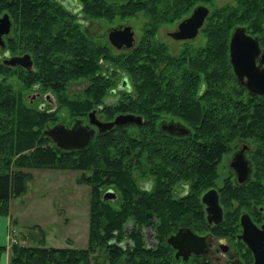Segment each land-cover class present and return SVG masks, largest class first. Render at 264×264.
<instances>
[{
	"label": "trees",
	"instance_id": "obj_1",
	"mask_svg": "<svg viewBox=\"0 0 264 264\" xmlns=\"http://www.w3.org/2000/svg\"><path fill=\"white\" fill-rule=\"evenodd\" d=\"M75 1L77 10L61 0H0L10 19L0 48V214L22 191L29 168L73 169L90 188L84 247L46 245L40 235L37 244L11 243L7 264H168L166 233L177 224L203 226L199 195L221 177L218 165L233 142L251 138L264 167V95L249 92L228 59L234 26L264 47V0ZM198 3L208 6L198 38L182 39L172 52L158 27L174 25ZM136 13L145 20L129 47L113 52L107 38L87 31L88 21L109 25ZM23 52L27 69L2 61ZM103 62L116 68L105 71ZM77 79L84 84L70 95ZM42 92L54 109L43 106ZM60 106L72 121L93 109L101 119L129 112L141 122L114 124L83 147L65 149L43 133L61 120ZM165 120L187 131L168 132L160 126ZM225 179L218 188L223 203L231 195ZM143 180L149 188L139 185ZM178 185L186 186L181 196ZM105 187L114 197L101 198ZM146 226L155 244L144 241Z\"/></svg>",
	"mask_w": 264,
	"mask_h": 264
},
{
	"label": "flooded vegetation",
	"instance_id": "obj_2",
	"mask_svg": "<svg viewBox=\"0 0 264 264\" xmlns=\"http://www.w3.org/2000/svg\"><path fill=\"white\" fill-rule=\"evenodd\" d=\"M94 112L97 117L95 110ZM80 122L86 123L87 116ZM256 148V143L251 141V138L237 139L233 142L232 147L222 158L219 169L221 177L226 176L225 181L231 193L224 201L225 205L219 198L221 177L214 186L208 187L214 188L217 194V202L221 209L220 218L216 222L206 219L205 204L200 200L202 191L199 202L204 224L201 228L177 224L175 229L166 233L164 242L171 255L168 264H264V167H260L256 159L258 154ZM139 185L147 189L150 187V181H140ZM181 186L179 191H174L179 196L186 191V186ZM244 188L247 189L246 192ZM224 213L228 219L222 223ZM240 217L244 225L240 222ZM220 224H224L222 227L224 233L217 232ZM178 228H188L192 233L203 237L196 242L197 253L177 250L166 241ZM143 238L147 244H155L153 233L148 226L143 230Z\"/></svg>",
	"mask_w": 264,
	"mask_h": 264
},
{
	"label": "water",
	"instance_id": "obj_3",
	"mask_svg": "<svg viewBox=\"0 0 264 264\" xmlns=\"http://www.w3.org/2000/svg\"><path fill=\"white\" fill-rule=\"evenodd\" d=\"M66 7L71 10H77L79 5L75 0H61ZM208 12V7L204 4H195L188 14L179 19L173 29L168 31V35L173 39H190L193 38L198 28L202 25L203 19ZM10 19L7 13H0V48H3V36L9 31ZM108 42L117 48L129 47L133 41V30L127 24L111 26L107 30ZM228 59L232 71L237 80L242 83L251 93L264 95V49H260L256 36L245 32L242 26H234L231 29L228 38ZM2 61L9 65H20L29 68L31 59L27 52L21 54H11L5 56ZM34 95H31L32 98ZM47 97V96H46ZM140 123L141 116L129 112L117 113L111 119L102 120L94 115L91 109L87 113V122L81 123L78 119L73 120L71 125L56 122L43 129L56 146L61 148L83 147L87 144L95 133L103 132L114 124ZM160 126L168 132L183 134L187 131L186 127L179 122L161 123ZM114 197V191L107 187L101 193L102 199ZM200 200L205 204L206 219L217 221L220 218L221 209L217 202V194L214 188H208L202 192ZM240 222L244 225L242 217ZM198 239L197 236L188 228H178L173 234L166 239L177 250L184 252L197 253L195 247ZM176 250V252H177ZM186 257V256H185Z\"/></svg>",
	"mask_w": 264,
	"mask_h": 264
},
{
	"label": "rangeland",
	"instance_id": "obj_4",
	"mask_svg": "<svg viewBox=\"0 0 264 264\" xmlns=\"http://www.w3.org/2000/svg\"><path fill=\"white\" fill-rule=\"evenodd\" d=\"M223 1L216 0L217 3ZM144 20V15L136 13L127 19L112 22L109 25L101 19H94L88 21L86 27L91 35H103L106 39L107 30L110 26L127 24L133 30L135 41L140 35ZM174 26L175 24L172 26L162 24L157 31L159 39L165 41L172 52L180 46L182 41L173 39L168 35V31L173 29ZM194 37L198 38V35ZM116 50L113 47L112 51ZM103 67L105 71L116 68L112 63L107 62H103ZM83 84L84 80L77 79L69 83L67 92L70 95L76 94ZM43 96H45V92H42L39 97L43 106L49 109H54L57 106V103L52 100H50L51 105L46 103ZM57 113L61 119L57 122L66 125L72 124L73 121L66 116L63 107L60 106ZM221 164L220 162L218 165L219 169ZM29 171L31 175L24 181L22 191L9 196L7 199L8 211L14 219V228L18 229V235L20 232H28L30 234L27 238L28 244H37V238L41 234L44 243L49 245L84 247L86 244L90 194L88 184L78 182L76 179L78 172L73 169L29 168ZM181 187V185H178L175 190L179 191ZM94 261H101V256L95 258ZM90 264L97 263L91 261Z\"/></svg>",
	"mask_w": 264,
	"mask_h": 264
},
{
	"label": "crops",
	"instance_id": "obj_5",
	"mask_svg": "<svg viewBox=\"0 0 264 264\" xmlns=\"http://www.w3.org/2000/svg\"><path fill=\"white\" fill-rule=\"evenodd\" d=\"M13 220L14 219L9 214V211L7 214H0V264H7L8 250L11 244L10 235H13L15 242L28 244L27 238H29L30 234H28V232H20L18 235V229L16 230V228H14ZM39 237L37 238V241ZM43 242L45 241L43 240ZM51 245L55 246L53 244Z\"/></svg>",
	"mask_w": 264,
	"mask_h": 264
},
{
	"label": "built area",
	"instance_id": "obj_6",
	"mask_svg": "<svg viewBox=\"0 0 264 264\" xmlns=\"http://www.w3.org/2000/svg\"><path fill=\"white\" fill-rule=\"evenodd\" d=\"M10 242H15V238L13 237V235H10Z\"/></svg>",
	"mask_w": 264,
	"mask_h": 264
}]
</instances>
